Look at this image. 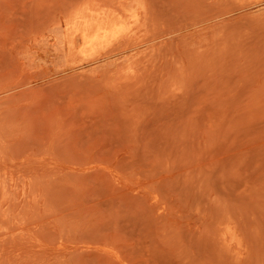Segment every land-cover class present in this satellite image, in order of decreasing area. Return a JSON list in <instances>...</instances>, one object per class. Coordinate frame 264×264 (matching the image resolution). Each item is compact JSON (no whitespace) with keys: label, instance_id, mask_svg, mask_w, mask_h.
I'll return each instance as SVG.
<instances>
[{"label":"rangeland","instance_id":"1","mask_svg":"<svg viewBox=\"0 0 264 264\" xmlns=\"http://www.w3.org/2000/svg\"><path fill=\"white\" fill-rule=\"evenodd\" d=\"M0 173V264H264V0H0Z\"/></svg>","mask_w":264,"mask_h":264},{"label":"bare ground","instance_id":"2","mask_svg":"<svg viewBox=\"0 0 264 264\" xmlns=\"http://www.w3.org/2000/svg\"><path fill=\"white\" fill-rule=\"evenodd\" d=\"M96 7V6H95ZM102 14V13H101ZM136 16V15H135ZM89 17V16H88ZM86 18V17H85ZM89 20V19H88ZM113 20V19H112ZM76 21V20H75ZM114 22L111 21L110 17H106L105 15H97L93 14L91 16V20L85 25L83 29L84 40H90L91 38H95L97 36L100 40L105 38L110 34L112 30V25ZM114 27V26H113ZM111 35V34H110ZM88 42V41H86ZM94 42L91 39V43ZM88 44V43H86ZM1 174V173H0ZM1 177V176H0ZM6 186V185H5ZM11 188V186H10ZM6 189V188H5ZM2 190V189H1ZM25 195V194H24ZM29 198V197H28ZM27 201V200H26ZM14 204V203H13ZM17 205V204H16ZM5 226V225H4ZM1 229V228H0ZM5 230V229H4ZM3 233V232H2ZM19 235V234H18ZM20 236V235H19ZM7 237V235H6ZM4 240V239H3ZM12 241V240H11ZM2 242V241H1ZM3 249V248H2ZM3 256V255H2ZM6 260V258H5Z\"/></svg>","mask_w":264,"mask_h":264}]
</instances>
